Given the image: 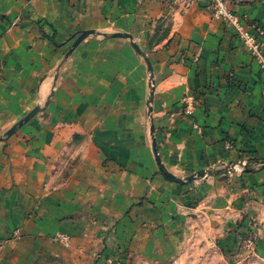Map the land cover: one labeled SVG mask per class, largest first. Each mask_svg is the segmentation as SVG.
I'll return each mask as SVG.
<instances>
[{
	"label": "crops",
	"instance_id": "obj_1",
	"mask_svg": "<svg viewBox=\"0 0 264 264\" xmlns=\"http://www.w3.org/2000/svg\"><path fill=\"white\" fill-rule=\"evenodd\" d=\"M224 1L252 33L264 29V0ZM163 16L169 34L150 54L153 136L125 41L87 39L98 42L81 43L67 73L60 66L53 75L76 32H127L146 45ZM263 89L264 70L208 0L185 11L171 0H0V134L15 110L48 98L41 114L0 141V264H109L117 243L129 240L135 259L152 257L162 231L171 238L175 228L168 197L183 191L155 173L152 137L163 166L179 176L247 162L248 207L264 220ZM187 92L196 95L190 116L181 111ZM57 232L70 235L69 246L49 239Z\"/></svg>",
	"mask_w": 264,
	"mask_h": 264
},
{
	"label": "rangeland",
	"instance_id": "obj_2",
	"mask_svg": "<svg viewBox=\"0 0 264 264\" xmlns=\"http://www.w3.org/2000/svg\"><path fill=\"white\" fill-rule=\"evenodd\" d=\"M153 25L154 26L151 27V31H149L146 35V45L141 43L139 40L134 41L132 38L133 42L145 54V57L151 65V69L153 68L150 54L154 52L153 50L155 46L161 44L164 39L167 38L170 30L169 24H167V16L155 19L153 21ZM80 33V31L76 32L70 36L65 43H62L68 44L59 63L55 67V73L53 75H56L60 66H63L62 68H66L65 73H67V59L73 51L87 39L101 40L119 38L122 41H125L130 52L138 60L142 83V86H139L140 111L142 114L144 128L150 132L149 115L151 111L149 112V107H151L154 95L153 94L151 97L150 93L152 89L154 91L155 82L152 79L153 74L152 78L150 77V71L147 68L144 57L134 49L128 38L114 35L115 33L122 32H107L104 34L106 35L104 37L100 36L102 34L95 31L83 38L66 56L73 42L80 35ZM97 42L98 41L88 40L85 44L90 43L95 45ZM117 93L123 94L124 96L131 95L129 89H117L114 91V94ZM186 94L194 93L187 92L183 95V97ZM149 100L150 102L148 103ZM46 101L38 103L25 111L15 110L17 113H12L11 118L7 121V129L0 134V137H3L4 133L13 124L23 118L35 106H38L39 110L26 123H28L37 114H41L42 109L45 108ZM10 136L3 137L0 141ZM149 150L150 159L155 164V173L160 175L164 181L171 183V185L180 187L184 191H181V193L178 191V195L176 196V199L174 198V200L171 197H168L170 201L166 204V208L172 213L170 217H173L175 224V228L172 231L173 235L170 238L168 233L165 232V229L162 231L161 237L155 241L158 244V248L154 251L156 253L152 254V257L142 255L140 258L138 257L135 259V256L130 253L131 249H129L131 240H129V244L118 242L117 248L119 250H116V254H113L114 258L110 256L107 257L109 264H133L136 260H138L137 264H264V232L259 230L261 226L264 225V220L261 218L257 219L255 213H251L248 207V199H252L249 197L251 187H249L247 182L244 180V173L251 172L253 168L250 165L248 166V164H246L247 162H241L243 164H220L204 170H216L225 168L229 165H233L234 167L231 171L226 173L206 175L201 178L193 179L189 182L177 183L166 179L160 173L159 166L153 153L152 139ZM250 160L254 161L258 159H247V161ZM259 161V165L264 167L262 164L264 158ZM199 170L192 171L183 176H179L174 173L172 174L178 178L185 179L187 176L195 174ZM152 177L147 179V186L143 196H141L139 204L142 203V199L148 195V188L151 187L150 184L152 182ZM235 199L237 200L235 201ZM175 215L176 218L181 215L182 220H175ZM21 236L22 235L19 229H15L11 234V238L13 239H18ZM49 239L63 246H69L71 243L70 235L61 232L54 233L49 237ZM167 244L170 245L172 249L166 252L161 250V248H165L164 245ZM104 251L105 250L102 249L97 254V257L104 254ZM118 254H121L122 256L118 257Z\"/></svg>",
	"mask_w": 264,
	"mask_h": 264
},
{
	"label": "built area",
	"instance_id": "obj_3",
	"mask_svg": "<svg viewBox=\"0 0 264 264\" xmlns=\"http://www.w3.org/2000/svg\"><path fill=\"white\" fill-rule=\"evenodd\" d=\"M171 2L182 10H188L195 0H171ZM208 4L212 16L232 27L235 35L240 39L259 67L264 70V29L255 26V33H252L249 27L244 26L240 22L239 16L228 8L224 0H208ZM197 58L198 55L196 54L194 59L197 60ZM181 103L182 113L188 116L192 115L196 103L195 95L186 94L181 99Z\"/></svg>",
	"mask_w": 264,
	"mask_h": 264
},
{
	"label": "water",
	"instance_id": "obj_4",
	"mask_svg": "<svg viewBox=\"0 0 264 264\" xmlns=\"http://www.w3.org/2000/svg\"><path fill=\"white\" fill-rule=\"evenodd\" d=\"M94 31L93 30H83L81 31L80 35L76 38V40L73 42L71 48L69 49V51L67 52L66 56L72 51L73 48L76 47V45L83 39L85 38L87 35L92 34ZM115 36H121V37H126L131 41L132 46L134 47V49L140 53L144 59L145 62L147 64V68L150 71V77L152 78V69H151V65L148 61V59L145 57V54L139 49V47L133 42L132 40V36L128 33H115ZM153 95V89L151 90L150 96L152 97ZM150 102V100L148 101V103ZM39 110L38 106H35L34 108H32L23 118H21L20 120H18L15 124H13L3 135V137H7L10 136L11 134H13L19 127H21L24 123H26L37 111ZM151 111V107H149V112ZM150 134L153 136V125H150ZM3 137H0L3 138ZM152 147H153V153L155 156V159L157 161V164L159 166V170L160 173L168 180L173 181V182H177V183H182V182H189L193 179H197V178H201L204 177L206 175H217L220 173H226L228 171H231L233 169V165H229L225 168H221V169H216V170H199L197 171L195 174H191L189 176H187L185 179L182 178H178L176 176H174L171 172L167 171L165 169V167L163 166V164L161 163V160L158 156L157 153V148H156V143L154 138L152 137ZM262 164L264 166V161H262Z\"/></svg>",
	"mask_w": 264,
	"mask_h": 264
}]
</instances>
